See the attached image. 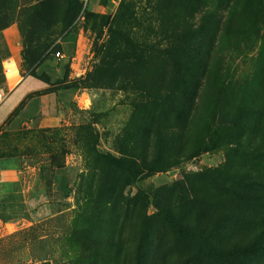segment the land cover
Returning a JSON list of instances; mask_svg holds the SVG:
<instances>
[{"label":"rangeland","instance_id":"obj_1","mask_svg":"<svg viewBox=\"0 0 264 264\" xmlns=\"http://www.w3.org/2000/svg\"><path fill=\"white\" fill-rule=\"evenodd\" d=\"M109 1L0 4L24 58L75 33L80 79L59 127L0 130L26 198L1 239L27 264H264V0Z\"/></svg>","mask_w":264,"mask_h":264},{"label":"crops","instance_id":"obj_2","mask_svg":"<svg viewBox=\"0 0 264 264\" xmlns=\"http://www.w3.org/2000/svg\"><path fill=\"white\" fill-rule=\"evenodd\" d=\"M19 43L15 25L0 33V87L6 91L0 103V130L59 127L66 120V111L79 98L78 91L55 89L56 82L65 75L66 62L78 56L76 40L74 43L72 35L67 33L56 39L54 44L60 47L57 51L62 57L58 59L49 54L32 71L23 65ZM71 78L73 75L68 74V79ZM16 169L15 159H0V199H7L12 206L21 208L26 198ZM1 232L0 264H27L29 256L24 241L21 247L13 245V239H1L8 235Z\"/></svg>","mask_w":264,"mask_h":264},{"label":"trees","instance_id":"obj_3","mask_svg":"<svg viewBox=\"0 0 264 264\" xmlns=\"http://www.w3.org/2000/svg\"><path fill=\"white\" fill-rule=\"evenodd\" d=\"M5 1L6 0H0V4H2ZM112 7H113L112 3H110V1L107 0V2L105 3V8L107 10V13L110 12V10L112 9ZM104 18L107 19V17H104ZM66 33L72 35V38L74 39V43H75L76 34L73 33V32H69V31L66 32ZM54 42H55V40L52 41L49 44V47L50 48H52V49L55 48V51L52 52V53H48V51H45L40 57H37V58L33 57V55H31V54L27 55V57H25V58L23 57V55H21V57L23 59V63H24L23 65L26 67V69L27 70H30L31 69V71H32V68H34L35 65H37L42 60L43 57H46L49 54L55 53L58 50V48L60 49V47L57 46L56 44H54ZM69 64H70V59L66 62V65L64 67L65 68V75L63 76L62 79H60V80H58L56 82L55 89H57V88H63V89L69 90L72 93H74V92H76L78 90V86H79L78 83H79L80 79H72V80H69L68 79V72H67V70H68ZM49 90H54V89H48V91ZM151 97L154 98V99L156 98L154 96H151ZM171 109L177 110V111H181L182 110V106L180 104H178V103H175V104H173V106H172ZM63 186H64V189H66L67 186H66V182L65 181H63ZM64 193L65 194H68V192L66 193V191Z\"/></svg>","mask_w":264,"mask_h":264},{"label":"built area","instance_id":"obj_4","mask_svg":"<svg viewBox=\"0 0 264 264\" xmlns=\"http://www.w3.org/2000/svg\"><path fill=\"white\" fill-rule=\"evenodd\" d=\"M81 1L85 2L86 0H81ZM53 56L55 58H58V59L62 57V55L59 51H56L55 53H53ZM5 96H6V91L2 87H0V103L5 98ZM3 225L4 224H2V222H0V228H3Z\"/></svg>","mask_w":264,"mask_h":264},{"label":"bare ground","instance_id":"obj_5","mask_svg":"<svg viewBox=\"0 0 264 264\" xmlns=\"http://www.w3.org/2000/svg\"><path fill=\"white\" fill-rule=\"evenodd\" d=\"M6 72H9V69H6Z\"/></svg>","mask_w":264,"mask_h":264}]
</instances>
